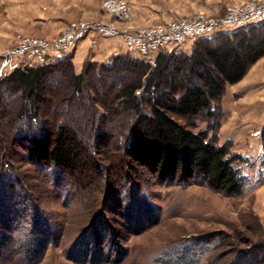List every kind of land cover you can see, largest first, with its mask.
<instances>
[{
  "label": "rangeland",
  "instance_id": "374dc122",
  "mask_svg": "<svg viewBox=\"0 0 264 264\" xmlns=\"http://www.w3.org/2000/svg\"><path fill=\"white\" fill-rule=\"evenodd\" d=\"M137 1L133 26L138 29L200 13L223 17L230 7L249 0ZM102 2L0 0V51L28 36L55 38L76 25H68L71 21H103ZM91 40L86 41L93 48L110 42L95 38L94 45ZM228 89L218 142L230 145V157L241 158L235 165L248 183L240 196H228L198 179L185 184L179 178L147 179L126 163L121 174L119 169L103 177L96 170L74 173L31 162L27 146L8 145L0 150V264H264V107L255 114L254 106L240 104L237 88ZM5 105L11 115L14 106ZM198 125L206 127L202 121ZM15 131V124L0 126V134ZM123 133L114 129L107 148L101 135L88 132L96 148L98 143L105 147L101 153L96 149V159L112 169L121 162ZM145 205L147 220L156 218V223L134 232V223L142 226L137 214Z\"/></svg>",
  "mask_w": 264,
  "mask_h": 264
},
{
  "label": "trees",
  "instance_id": "16d2710c",
  "mask_svg": "<svg viewBox=\"0 0 264 264\" xmlns=\"http://www.w3.org/2000/svg\"><path fill=\"white\" fill-rule=\"evenodd\" d=\"M262 57L264 24L201 38L191 52H161L153 65L129 54L102 64L87 61L80 74L72 56L22 65L0 80V126L16 125L13 134H0L7 138L0 150L27 146L31 162L74 173L96 170L100 177L117 169L121 174L126 163L147 179H198L240 196L248 183L235 165L241 158L230 157V145L218 142L222 105L228 87ZM4 101L14 106L11 115ZM113 128L125 137L114 169L96 159V149L105 147L88 139V132L101 135L108 148ZM146 207L137 214L142 226L134 223L133 230L155 224Z\"/></svg>",
  "mask_w": 264,
  "mask_h": 264
},
{
  "label": "built area",
  "instance_id": "2783aa9c",
  "mask_svg": "<svg viewBox=\"0 0 264 264\" xmlns=\"http://www.w3.org/2000/svg\"><path fill=\"white\" fill-rule=\"evenodd\" d=\"M101 8L120 26L114 22H87L69 26L55 38L24 37L13 48L0 51V58H11L33 67L65 57L84 40L93 38L91 41L95 44V38H100L121 39L126 54L153 65L159 53L182 51L189 41L205 38L219 28L231 32L264 24V0L234 5L219 18L200 13L190 19L138 29L133 26V9L126 0H103Z\"/></svg>",
  "mask_w": 264,
  "mask_h": 264
},
{
  "label": "crops",
  "instance_id": "0c3cea01",
  "mask_svg": "<svg viewBox=\"0 0 264 264\" xmlns=\"http://www.w3.org/2000/svg\"><path fill=\"white\" fill-rule=\"evenodd\" d=\"M132 7V9L137 10L140 8V4L137 0H126ZM89 2L92 3V5H95L96 0H89ZM90 11H94V7L90 8ZM103 21L98 22H111V19L109 15L106 13L102 16ZM79 21H71L68 23V25L71 24H78ZM50 38V37H47ZM107 45L104 44L105 47L101 45L100 46H94L91 47V45L88 43V41L81 42L78 47H76L75 51L72 54L73 58V65L75 72L77 74H80L83 70L85 62L89 59L92 62H103L106 59L110 58L111 56L120 55V54H126L122 42L120 40H112L110 39ZM111 44V45H110ZM192 42L186 43L182 51L184 52H191L193 48ZM95 45V44H94ZM108 45L111 47H108ZM22 66L17 60L11 59V58H0V80L5 78L6 76H9L16 68ZM232 88H237L240 96L238 101L241 102V105L246 106H254L255 114H260L263 111L264 107V57H262L248 72V74L245 76V78L239 82L238 84L229 86ZM229 90V89H228ZM244 91V92H243ZM230 92H227L229 94ZM224 107L226 106V101L224 99L223 101ZM262 107V108H261ZM248 113V112H244ZM245 117V118H244ZM250 120V116H243L242 118ZM252 120V119H251ZM256 120V119H255ZM158 219V217H157ZM156 223V222H155ZM154 225V224H153ZM146 226L145 228H141L139 230H134V232L142 233L146 231L148 228L152 227Z\"/></svg>",
  "mask_w": 264,
  "mask_h": 264
}]
</instances>
